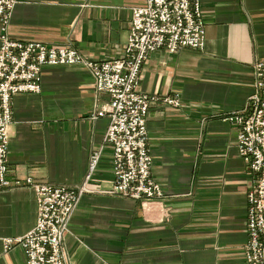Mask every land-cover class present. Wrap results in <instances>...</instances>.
I'll return each instance as SVG.
<instances>
[{"label":"crops","instance_id":"crops-1","mask_svg":"<svg viewBox=\"0 0 264 264\" xmlns=\"http://www.w3.org/2000/svg\"><path fill=\"white\" fill-rule=\"evenodd\" d=\"M146 0H18L8 24L22 41L70 42L85 56L123 54L131 10ZM201 50L155 51L139 90L176 96L179 106L149 107L146 127L152 175L165 197L137 200L106 193L112 148L103 141L109 118H91L108 101L81 66H46L38 93L12 98L8 177L75 186L101 146L96 169L64 236L70 264H245L249 172L223 117L252 91L251 64L264 52V0H200ZM1 30V26H0ZM36 194L22 186L0 191V264H26L19 244L2 240L35 223Z\"/></svg>","mask_w":264,"mask_h":264},{"label":"built area","instance_id":"built-area-1","mask_svg":"<svg viewBox=\"0 0 264 264\" xmlns=\"http://www.w3.org/2000/svg\"><path fill=\"white\" fill-rule=\"evenodd\" d=\"M16 0H0V21L6 23ZM132 26L125 44L124 56L104 61H89L83 59L75 50L63 46L45 47L41 42H22L0 36V190L9 184L5 177L7 170L8 137L7 126L12 117V95L19 92H39L41 88L40 71L46 65L75 64L84 62L93 76L99 90L111 94V102L105 113L108 114L110 129L105 138L118 147L114 157V193L140 198H160L164 192L161 185L152 178L150 169L152 159L149 154L148 134L146 128V114L150 100L137 91L140 68L147 58V52L165 49L175 52L179 47H201L203 42L202 20L198 9V0H147L141 7L133 8ZM4 30V29H2ZM258 75L256 83H264V66L261 62L254 64ZM255 83V84H256ZM264 92V89H263ZM264 94V93H263ZM167 101H170L167 99ZM256 109L253 116L246 122L247 132L250 133L254 123L263 119L264 101L258 102L252 97ZM104 115L99 111L97 116ZM131 120V123L129 122ZM264 144V139H262ZM236 149L239 155L247 160L250 154L254 155L257 169L264 168L262 155L252 145V137H245L243 133L237 136ZM99 154L94 152L91 169H93ZM138 163L139 168L135 167ZM83 188L36 186V191L44 199L54 201L52 208L42 210L39 225L29 232L25 242L20 241L24 249H29L30 261L28 264H61L58 242L53 233L56 256L44 263L46 248L38 243L36 249L26 247L32 243V236L44 237V224L59 225L63 228V221L70 218L71 210L76 204L75 195ZM264 190V179H261L259 191ZM255 190L247 194L248 217L246 246V260L248 264H264V216H257L256 226L261 227L255 235V223L252 208ZM70 199H73L72 202ZM257 204V203H256ZM65 209L58 215L61 209ZM52 209L54 211L52 212ZM260 211V208L259 210ZM69 217V218H68ZM25 249V251H26Z\"/></svg>","mask_w":264,"mask_h":264},{"label":"rangeland","instance_id":"rangeland-1","mask_svg":"<svg viewBox=\"0 0 264 264\" xmlns=\"http://www.w3.org/2000/svg\"><path fill=\"white\" fill-rule=\"evenodd\" d=\"M18 0H16V2L14 3L12 9H11V12H10V15H9V18L7 20L6 23H3L2 21H0V26H1V30H0V36L1 34L4 35V36H7L9 39H13V40H18V41H22V40H19V39H16V38H12L9 33H8V24H9V21H10V18H11V14H12V10L15 6V4L17 3ZM147 1V0H146ZM146 1H145V4H146ZM144 4V5H145ZM144 5H141V6H144ZM141 6H135V7H141ZM133 7V8H135ZM132 8V10H133ZM198 9H199V13H200V18L202 20V30H203V42H202V45L201 47H189V46H182V47H179L177 50H175V52H177L178 50L182 49V48H190V49H197V50H201L203 45H204V41H205V36H204V19H203V16H202V12H201V7H200V0H198ZM131 10V19H130V28H129V31H128V34H127V37H126V40L124 42V45H123V54L117 58H121L124 56V50H125V44L127 42V39H128V36L130 34V29H131V26H132V15H133V11ZM4 29V30H2ZM29 42H33V41H36V42H41L42 44L45 45V47L47 48H51V47H55V46H63V47H67L69 49H73L75 50L83 59L85 60H89V61H94V62H97V61H104V60H109V59H117V58H109V59H95V58H91V57H88V56H85L84 54H82L75 46H73L70 42H65V43H54V42H47V41H43V40H39V39H31V40H27ZM27 41H22V42H27ZM155 51H163V52H167V53H175V52H168L166 51L165 49H157V50H153V51H150V52H147V58L146 60L143 62V64L141 65V68H140V73H139V80H138V85H137V91L145 96H148V97H156L157 99L156 100H150L149 104H148V110H149V107L152 103H155V102H163L165 104H168V105H171V106H179L180 105V102L178 100V98L174 95V96H170V95H164V96H157L155 94H146L144 92H141L139 90V82H140V78H141V70H142V67L143 65L146 63L147 59H148V56L155 52ZM261 62L264 66V52L258 57L256 58L252 64H251V74H252V91L249 93V95L246 97L244 103L242 104V106L236 110H233L231 111L230 113H228L227 115H225L223 117V120H226L228 122H230L231 124L234 125L235 127V132H234V145H235V149H236V140H237V136L241 133H243V135L245 137H252V145H254V147L257 149V151L262 155V158L264 160V144L262 143V139H264V120H261L259 121L258 123H254L252 128H251V131L250 133L247 132V126H246V122L248 121V119L250 117L253 116L254 112H255V104L252 102V97H255L256 98V101H264V92H263V89H264V83H261L260 85H258L256 83L257 79L256 77H258L255 69H254V64H257ZM72 65H76V66H81L82 68H84L87 72H89V74L92 76V86L93 88L97 91V92H104L108 95V101L102 105L101 107H99L94 113L91 114V118H95V117H98L97 114L99 111H104V115L102 116H108L107 113H105L107 111V108L111 102V94H109L108 92L104 91V90H99L98 89V85L96 84V80H95V77L93 76V74L91 73V71L89 70L88 66L84 63V62H79V63H75V64H57V65H49V64H46L44 65L42 68H41V71H40V81L42 79V70L44 67L46 66H72ZM256 76V77H255ZM264 77L261 76V79H263ZM256 83V84H255ZM41 90V88H40ZM40 92V91H39ZM19 93H38V92H19ZM19 93H15L12 95V98L14 95L16 94H19ZM11 98V100H12ZM167 99H169L170 101H167ZM11 107H12V104H11ZM12 113H13V109H12ZM148 113V111H147ZM147 118V114H146V117L145 119ZM263 119H264V113H263ZM110 121L111 120H108V124H107V127L105 129V133H104V137H103V141L110 145L111 148H112V166H111V169H112V182H111V185L109 186V188L107 190H105L106 193H109V194H113V195H118V196H122V197H126V198H131V199H137V200H158V199H162L164 198L166 195H165V192H164V189H163V186L161 185V183L152 175V172H151V169H152V165H151V169H150V173H151V176L154 180H156L162 187V190L164 192L163 196L160 197V198H157V197H153V198H148V197H140V198H135V197H131L129 195H123V194H118V193H114L113 192V189H114V172H115V166L116 164L114 163V157H115V153H116V150H117V147H118V143L117 142V145H115L113 147L112 143L108 142L105 138L107 137V134L109 132V129H110ZM129 122L131 123V120H129ZM11 123H12V117H11V121L10 123L8 124L7 126V137H8V140H9V128L11 126ZM147 128V127H146ZM147 134H148V130H147ZM147 140H148V146H149V135L147 137ZM94 152H97L99 154L98 156V159L93 167V169H91V164H92V156L94 154ZM236 152H237V149H236ZM149 154L151 156V159H152V155H151V152H150V148H149ZM237 155L241 158L245 168L247 169V171L249 172V176H250V183H249V187L247 189V192H246V217H245V223H244V230H245V233H246V240L242 246V255H243V259H244V262L245 264H248L247 260H246V253H245V250H246V246L248 244V233H247V217H248V212H247V209H248V199H247V194L249 191L251 190H255L254 193H253V196L252 198L254 199V202L252 204V208H255L256 211H254L253 213V219H254V223H255V235H256V238L259 239L260 236H263V235H260V236H257V233L261 230V227L259 226H256V222H257V216H259L260 214L263 213V216H264V190L261 192L259 191V184H260V181L261 179H264V168L263 169H257L256 166H255V159H254V155L253 154H250L249 155V158L247 160L243 159L239 153L237 152ZM100 156H101V146L95 148L92 150L90 156H89V165H88V172L86 174V177L85 179L83 180V182H81L80 184H77L75 186H67V185H53V184H49V183H42V182H36L35 180H33L31 177H26L24 179H13L11 180L7 173H8V153H7V170H6V174H5V177L6 179L8 180V186L1 189L0 191L2 190H7V189H12V188H16V187H22V186H28V187H31L35 194H36V201H37V214H36V220H35V223L34 225L32 226V228H30L27 232H25L23 235L21 236H17V237H7V238H3L2 240V244H3V248L4 250H7L10 246L14 245V244H19L23 251H24V254H25V258H26V264L29 263L30 261V258H29V249L27 250L26 248V251L23 247V245H21L20 241L25 242L24 240V237L31 231L35 230L36 227L39 225V217L43 214L42 210H44L45 208H52L54 206V201L51 200V199H44L42 198L38 191H36V186H44V185H47V186H52L54 188H59V187H72V188H83V190L81 191H78V193L75 195L76 197V204L75 206H73L72 210H71V213L69 212L68 215L72 216V214L74 213V211L76 210L79 202H80V198L81 196L87 191L86 190V180L90 177V175L93 173V171L96 169L97 167V164H98V161L100 159ZM152 164H153V159H152ZM264 164V162H263ZM135 167L138 169L139 168V165L138 163H135ZM73 199H70V201L72 202ZM257 203V204H256ZM260 208V211H258ZM65 209H61L60 212H58V215H61L62 212L65 213ZM54 211V209H52V212ZM69 218V217H68ZM70 218L67 220V221H63L62 224H64V227L60 228L59 225L55 226V228L53 226H50V225H47V224H44V231L43 233H41L44 237H41L40 236H32V243H29L26 247L28 248H31V249H36L37 247V244L40 243L42 245L45 246L46 248V254L44 255V263H47L50 261L51 257H55L56 256V253L54 252V243H53V238L51 237V233H53L57 239V242H58V251H59V257L61 259V264H70L69 263V260H68V254L67 252L64 250V236L66 234V232L68 231V226H69V221H70ZM264 225V224H263ZM260 239H262L260 237ZM41 264V263H39Z\"/></svg>","mask_w":264,"mask_h":264}]
</instances>
